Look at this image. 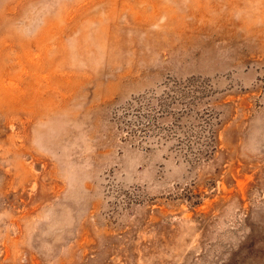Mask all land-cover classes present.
I'll return each mask as SVG.
<instances>
[{
  "label": "rangeland",
  "instance_id": "374dc122",
  "mask_svg": "<svg viewBox=\"0 0 264 264\" xmlns=\"http://www.w3.org/2000/svg\"><path fill=\"white\" fill-rule=\"evenodd\" d=\"M0 264H264V0H0Z\"/></svg>",
  "mask_w": 264,
  "mask_h": 264
}]
</instances>
